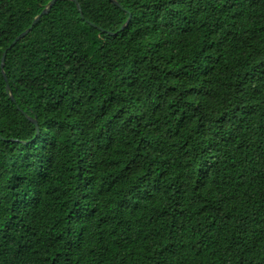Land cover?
Segmentation results:
<instances>
[{
  "label": "trees",
  "instance_id": "trees-1",
  "mask_svg": "<svg viewBox=\"0 0 264 264\" xmlns=\"http://www.w3.org/2000/svg\"><path fill=\"white\" fill-rule=\"evenodd\" d=\"M76 1L0 72V264H264V0Z\"/></svg>",
  "mask_w": 264,
  "mask_h": 264
},
{
  "label": "water",
  "instance_id": "water-1",
  "mask_svg": "<svg viewBox=\"0 0 264 264\" xmlns=\"http://www.w3.org/2000/svg\"><path fill=\"white\" fill-rule=\"evenodd\" d=\"M56 1H58V0H50V1L47 3V5H46V6L40 11V13H39L37 16L34 17V19H33L32 22H31V25H30L27 29H25L23 32H21L19 35H17V36L11 41V43L9 44V46H7V48L3 50L2 54H1V58H0V72H1V74H2V76H3V78H4L5 81H6V77H5V73H4V70H3V66H4V61H5V55H6V52H7L12 46H14L15 43H16L18 40H20L21 38H23V37H24V36H25V35H26V34L32 29V27L38 22V20L40 19L41 16L46 15V14L49 12V10L51 9V7L54 5V3H55ZM69 1H72V2L75 4L77 11L80 13L81 11H80V7H79L78 2H77L76 0H69ZM109 1H111L114 5L118 6V4H117L114 0H109ZM125 25H126V24H124V25L120 28V30H122V29L124 28ZM5 92L8 94V96H9L10 98H12L7 83L5 84ZM33 123L35 124V121H33Z\"/></svg>",
  "mask_w": 264,
  "mask_h": 264
}]
</instances>
